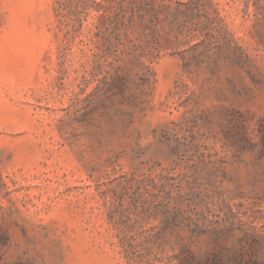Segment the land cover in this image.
<instances>
[{"label": "rangeland", "instance_id": "1", "mask_svg": "<svg viewBox=\"0 0 264 264\" xmlns=\"http://www.w3.org/2000/svg\"><path fill=\"white\" fill-rule=\"evenodd\" d=\"M0 264H264V0H0Z\"/></svg>", "mask_w": 264, "mask_h": 264}]
</instances>
